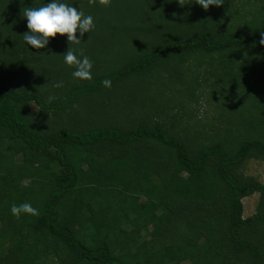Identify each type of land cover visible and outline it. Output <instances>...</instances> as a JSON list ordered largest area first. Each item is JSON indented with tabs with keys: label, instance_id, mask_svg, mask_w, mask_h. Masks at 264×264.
<instances>
[{
	"label": "trees",
	"instance_id": "1",
	"mask_svg": "<svg viewBox=\"0 0 264 264\" xmlns=\"http://www.w3.org/2000/svg\"><path fill=\"white\" fill-rule=\"evenodd\" d=\"M13 1L18 13L47 2ZM65 2L93 17L76 44L91 57V79L70 81L67 66L59 79L70 84L59 93L35 81L22 88L18 79H32L66 37L32 49L21 32L0 46V264H264V183L237 170L264 157V0H224L207 11L194 0ZM112 13L136 25L115 23ZM125 35L130 46L101 69V54ZM154 68L164 79L159 97L139 96L134 79ZM105 78L120 98L89 97L108 91ZM197 79L224 89L214 128L222 136L181 135L159 116L182 107ZM254 192V212L243 217L241 199ZM21 203L37 213L12 215L10 205Z\"/></svg>",
	"mask_w": 264,
	"mask_h": 264
},
{
	"label": "rangeland",
	"instance_id": "2",
	"mask_svg": "<svg viewBox=\"0 0 264 264\" xmlns=\"http://www.w3.org/2000/svg\"><path fill=\"white\" fill-rule=\"evenodd\" d=\"M10 1L11 0H5V3L2 4V7L0 6V15L2 14L3 16L2 22L0 21V27L2 28V30L5 31V33H7L4 37L0 35V46L1 44H6L5 39H7L8 37L12 36L11 38L18 39L19 38L18 34H20L21 32L23 33L26 32L25 29H27L26 19L23 17L24 9L22 12L20 10V13H18L19 10L17 9H20L21 6L16 8L15 5H17V2L16 1L10 2ZM99 2H102V6H104V3L107 4L108 0H99ZM4 4L8 5L9 7H4ZM73 6L76 7V5H73ZM122 10H124V12H128L127 8H124ZM11 11H14L15 13L13 12L14 14H12L10 17L6 16V14H9ZM112 15L113 16L116 15V17L114 16L115 23H123L127 21L129 29L133 28L136 25L135 19L132 17H128L124 20V19L119 18L118 13H112ZM86 37H88V35H86L85 38ZM124 38L126 40L125 44H123L122 42L116 41L114 44L115 47L112 49H109L108 54L106 53L101 54L108 61V63H103V62L99 63L100 65L99 67L101 69L105 71L110 70L113 64L109 65V63L116 62L117 57H120L119 54L123 53L122 47L125 48V47L130 46V43L133 41V39L132 38L126 39V35L124 36ZM53 39H54L53 37L50 38V40H53ZM88 43H90V40L88 41ZM88 43L85 42L82 46L87 47ZM65 46L66 47H62V48L55 50L52 54H48L47 59H45V61L42 62L43 64L35 65L33 67L34 68L33 71L28 72V74L30 75L32 79H30L29 77H28L29 79H24V78L18 79L19 82L21 83V86H23L22 88L27 87V84L28 86H30L29 83L32 81H35L38 87L39 85H43L44 87L51 89L53 92L59 93V90H61L63 87L70 84V82L67 79H59L60 75H65L67 73L66 69L68 65H66L63 61V54L66 51V49L68 48V49L78 50L80 54L82 51L84 52V54L82 55H86L89 58L91 57L87 55V52L80 49L81 45L76 46V44L72 43L71 41L66 40ZM4 54L3 56L5 58ZM96 55H98V51L96 52ZM128 56H129L128 54H125V56L121 58V61H125L128 58ZM119 64L120 63H118V65ZM53 65L56 66V68L53 69ZM49 67H52V69ZM48 72H50L49 75H48ZM53 72H56L55 77L52 75L54 79H47L49 78L51 74H53ZM153 72L155 73L156 76L154 75ZM153 72H152L153 75H145L142 79H134L135 81H141L142 83V84L135 83L133 85L134 88L137 90V93L139 96H142V95L147 96V94L149 93H154V95L158 94L157 97H159V92L156 91V88L159 87L158 85H160L161 87V83L159 82L160 80L164 81V79H161L160 77H158V73H159L158 69L153 70ZM68 79L70 80V79H75V78H73L72 75H70ZM81 81L82 80H78L76 82H81ZM197 81L198 82L194 84L193 94L191 98L190 99L185 98V100L183 101L184 105L182 107L173 105V108H170L169 111L163 110V112H160L159 116L161 120L163 121V123L165 124V126H168L172 131L174 130V131L181 132L180 133L181 135L183 134V131H188V135H190L193 131H196L197 129H199L200 131H205L207 134L216 135L215 133H217L218 136H222L223 135L222 129L219 128L220 132H222L219 134V130L214 129V128L219 125L220 119L221 121L223 120V118L220 116V113H221L220 109L222 108L219 106V101H221L222 99L219 97L221 96L220 92L224 93L223 92L224 89H221V91L217 89V87L220 86L219 82L216 85L212 86L211 82L213 81V79H197ZM57 82H62V86L54 87V85ZM108 88L109 87H107V89ZM109 91H110L109 89L108 91L99 89L98 92H96L97 94L93 93L89 97L98 95V96H101L102 99L114 98L116 96L120 98V96L118 95L119 92H109ZM169 92H173V90L171 91L163 90V93L167 94ZM178 97H183V96L178 95ZM27 108L29 111L34 112L38 109V106L36 105L34 101H28ZM162 116H163V119H162ZM187 127H189V129ZM237 170L239 172H242L243 174L250 175L254 177L255 179L259 180L260 182L264 183V157L248 158L239 165ZM24 183H25V180H24ZM241 201H242V216L247 217L254 212L255 205L258 201V193L254 192L250 195L244 196L241 199ZM66 223L70 226H73V224L69 220H66ZM151 228H152V225L149 224L147 226V229L145 230L146 232H143L142 237H144L147 240L150 239V234L148 231L151 230ZM52 258L56 259V257H53V256Z\"/></svg>",
	"mask_w": 264,
	"mask_h": 264
},
{
	"label": "clouds",
	"instance_id": "3",
	"mask_svg": "<svg viewBox=\"0 0 264 264\" xmlns=\"http://www.w3.org/2000/svg\"><path fill=\"white\" fill-rule=\"evenodd\" d=\"M200 8L207 11L209 6L219 7L224 0H194ZM23 17L26 19L27 31L24 32L23 40L32 49L45 48L50 37L65 36L67 41L74 44L81 42L84 33H88L95 27L93 17L86 15L82 10L68 4L65 0H47L39 7H25ZM259 43L264 45V33H260ZM66 65L73 67L71 75L78 80H89L92 78L93 63L88 56L82 55L78 50L66 49L63 54ZM104 87L111 86V80L105 78L101 81ZM62 82H57L54 87H61ZM52 98L49 97V100ZM9 211L14 216L21 213L35 215L37 210L29 203L10 205Z\"/></svg>",
	"mask_w": 264,
	"mask_h": 264
}]
</instances>
